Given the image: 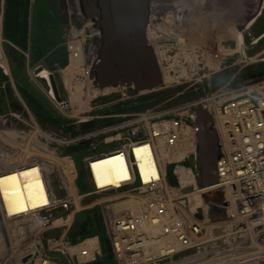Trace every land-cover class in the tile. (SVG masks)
Returning <instances> with one entry per match:
<instances>
[{"label": "built area", "instance_id": "1", "mask_svg": "<svg viewBox=\"0 0 264 264\" xmlns=\"http://www.w3.org/2000/svg\"><path fill=\"white\" fill-rule=\"evenodd\" d=\"M63 15V45L68 61L59 75L66 98L56 101L49 90L54 104L80 117L106 108V104L94 101L96 96H104L108 91L113 93L109 95L113 98H116L113 91L135 93L131 88L93 87L90 74L98 61L95 42L100 33L91 21L82 17L78 0H67ZM154 20L163 22L164 16L150 17L149 25ZM178 40L165 38L167 53L169 47L178 46ZM239 46L233 42L230 48L209 47L205 52L208 62L202 57L197 65H186L189 58H180L185 66L180 71L174 70L178 66H173L171 56V59L167 57L162 63L160 87L168 88L184 71L198 78L202 72L218 73L224 69L226 58H236ZM261 81L264 80L242 85L237 91L217 89L203 99L158 115L115 112L106 116L96 112L101 117H111L113 122L60 145L64 150L68 145L84 147L81 142L85 141L87 148L81 159L89 190L84 194L77 190L73 157L58 148L48 149L56 161V171H52V166H38L48 204L6 223L8 245L17 252L15 264H60L61 257L64 264H264V87ZM119 98H125V93ZM197 109L210 113L219 145L216 183L205 188L200 186L197 164ZM76 120L79 124L89 121ZM24 129L10 134L15 140L25 142L31 132L25 133ZM34 132L39 135L34 137L36 145L46 148L41 131L34 129ZM134 149H139L140 157L151 165L153 172L146 177L141 173ZM115 154L122 157L126 180L117 186L100 188L92 164ZM171 178L175 180V188L168 182ZM182 179L187 183L183 184ZM94 196L102 197L98 205L109 244L107 253L103 252L98 236L76 243L69 239L75 216L97 202L85 205L81 200ZM52 232L58 235L47 236ZM0 241H3L1 237Z\"/></svg>", "mask_w": 264, "mask_h": 264}, {"label": "rangeland", "instance_id": "2", "mask_svg": "<svg viewBox=\"0 0 264 264\" xmlns=\"http://www.w3.org/2000/svg\"><path fill=\"white\" fill-rule=\"evenodd\" d=\"M156 1H160V3L157 4V7L159 8H150V17L152 18L157 15H166V19L160 23L154 21L150 22L148 35H150V31L152 27H154V24L157 23L160 24L163 28H167V33L169 34L171 33V31H178V36H176V38H180V41H178L180 42V44L176 47H169L170 49L168 50V53L166 52V49L168 47L165 46L167 45L165 43V38L161 40L159 39L158 42H156V46H154V48L161 71L163 68L162 63L164 62V60H167V57L170 56L174 60L173 66H178L174 69L175 71L182 70L180 69V67H183L182 65L184 62L180 58H189L190 61H188L186 65L191 63H196L197 65V63H201V61L203 60L202 57H204V59L208 62L209 59H207L208 57L206 58L205 55L207 48H216L218 45H223L225 48H230V46L233 47V42L235 43L237 37L241 36L243 45L239 46V54H237L236 58L233 60L231 57L226 58V64L222 67L224 69H222L218 73L216 72L217 74L211 73L210 75H204L198 78L194 77L192 73L190 74L187 73L188 71H184V73H182V76L175 80V83H173L172 85L166 84L169 85L168 88H165V86L162 85V87L156 89L154 92H144L138 95L131 92L130 90L121 91V93H125V98H119L121 93L113 91L116 95V98H113L109 96L113 95V93L109 94L110 91H108L104 96L94 97V101H96V103H104L107 105L106 108L101 111L100 109H98L96 111L93 110L90 112H86L85 116L80 117L76 116V114H73L71 110L62 111L61 109H59V107L56 106L53 100L49 97V87L47 81L39 77L42 69L40 70V68L37 69L36 67L27 66L25 67V75L33 85V88L36 89L38 93L37 95L42 100L47 99V101L52 104V107L54 106L57 115L61 116V118L68 124L66 126L71 125L70 127L72 128L71 130L62 129L60 131H54L46 129L44 130L42 126L37 122L36 118L29 111L28 107L21 99L20 93L16 89L14 80L11 75L10 63L9 61L8 63L6 62L8 60L7 57H5L6 55L0 51V56L4 61V64L0 66V69L5 74V76L9 78V86L12 92L13 99L11 102L15 101L17 105H19L18 107L21 109L19 113L10 111L6 113L7 115H0V140L4 143L7 142L9 146L17 150L15 152L18 153V157H20L21 154H24V147L28 143H30L31 147H33L35 151L25 154V161L23 159H21L20 161L17 160L18 163L23 162L27 165H37L40 167L43 165L42 168H45L46 166H52V171L55 172V166H57V164L55 159L52 160V156L48 154V149L51 150L53 148H58L62 153H64L66 149H69L71 147H82L76 145H68L64 150V147H60V145H62V143L64 142H69L75 137L81 136V134L83 133H88L94 129H97V127L113 122L111 117L106 116H112L109 114H115V112L121 113V111L117 110L123 109L124 106L128 103L136 104L143 97H147L155 92L159 93L165 90L172 91V94L168 98L166 97L162 101H159L151 106H147L146 108L139 111L128 113L125 112L126 114L135 113L150 116L158 115L162 114L164 111L170 110L173 107L203 99L206 95L212 93L217 89L223 88L237 91V89L242 85H248L250 79L253 77L252 75H257V73L261 71L264 72V5L260 9L258 16L250 24L243 28V30L241 31V35L239 34V27L245 23L247 18L255 14L257 9H259V0H203L201 3L202 6L197 7V9H195V7L190 8L191 5H189L188 3L190 1L194 3L195 0H184V3H187L186 5H188L189 7L186 6L184 13L181 15L176 14V10H178L177 7L171 8V0ZM65 2H67V0H57L59 10L63 8ZM200 2L201 0H199V3ZM167 6H169V8L165 9V7ZM171 15L175 16V20H172ZM168 44H171V42ZM234 60L236 61L234 62ZM177 61L179 63H177L176 65L175 62ZM183 69H185V66L183 67ZM250 69L251 72L248 73L246 70ZM263 72H261L260 75H262ZM223 73L227 75V80L220 86L214 85L213 81ZM58 74L54 73L53 76L56 82L59 81L60 83L62 98H66V93L63 90V86L61 84L62 80L60 75V79H58ZM96 112L101 115L105 114L106 116L101 117L99 116V114H96ZM15 116L20 121L15 119ZM77 118L82 121L89 119V121L87 123L79 124L76 122ZM90 121L94 122L96 125L86 132L77 131V129L75 128H81L82 125L88 124L90 123ZM16 124L22 125V127H18ZM19 129H24L25 131L23 132L25 133H27V131L31 132L29 134L30 137L28 136L29 139L28 137L25 138V146H23L18 139L15 140L14 137L10 134L11 131L15 130L22 132V130ZM34 129H39L41 131V138L43 142H45L43 143V145L45 144L46 148L44 146H40V144L36 145L35 139L32 143L30 142V140L33 138V134L34 137H39L38 133L34 132ZM81 143L84 145V147L79 149L78 154L80 159L83 155H85V151H80L87 148L85 141ZM27 155L32 156L27 157ZM9 160L11 161L9 163V166L15 165L16 162L13 160V158ZM48 162H50L51 164H48ZM78 163L83 169V178L82 181H79L78 172L77 186L78 188L80 187L82 189V192L84 193L86 190H89L88 183L86 182L88 175L85 168L82 166L81 161H79ZM1 168H5V166L0 165V170ZM54 184L56 185L55 188H57V182L54 181ZM101 200V196L83 198L81 200L82 204L89 205L90 203L97 201L95 203L96 206L83 209L79 213L93 208H97L101 212V209L98 205ZM54 235H58L57 232L47 234V236ZM52 256L54 257V255ZM61 260L64 259L61 257Z\"/></svg>", "mask_w": 264, "mask_h": 264}, {"label": "water", "instance_id": "3", "mask_svg": "<svg viewBox=\"0 0 264 264\" xmlns=\"http://www.w3.org/2000/svg\"><path fill=\"white\" fill-rule=\"evenodd\" d=\"M152 0H78L82 16L100 32L98 61L90 78L99 90L133 87L135 92H150L162 83L154 49L147 38ZM259 9L239 27L240 31L259 14ZM49 83L60 101L53 75ZM197 164L202 188L216 183L215 164L219 148L209 115L197 109ZM208 198V197H207Z\"/></svg>", "mask_w": 264, "mask_h": 264}, {"label": "trees", "instance_id": "4", "mask_svg": "<svg viewBox=\"0 0 264 264\" xmlns=\"http://www.w3.org/2000/svg\"><path fill=\"white\" fill-rule=\"evenodd\" d=\"M37 8V6H36ZM29 0H5L4 10V38L9 39L13 44H16L19 49L6 47L5 55L10 63L11 75L14 80L17 91L20 93L21 99L32 115L36 118L37 122L45 130L60 131L62 129L71 130L61 116H58L54 106L50 104L47 99L42 100L37 94L35 88L25 75V67H40L47 69L51 72L56 69L65 68L67 65V52L63 47L62 38V25L59 19V8L57 0H47V34L45 46L37 45L29 48L27 46V19H28ZM28 54V57L25 55ZM248 73L250 70H246ZM263 72V71H261ZM258 72L257 75H260ZM264 74V72H263ZM213 83L220 86L227 80L225 73L220 74ZM252 75V76H257ZM253 78V77H252ZM172 91L165 90L162 92H155L147 97H143L136 104L128 103L123 109L117 110L121 113L139 111L147 106H151L164 98H168ZM12 92L9 86V78L0 69V115H7L8 112L19 113L21 109L15 101L11 102ZM14 124V122H13ZM18 127L22 125L16 124ZM96 124L90 122L80 127H75L77 131L86 132L93 128ZM74 129V128H73ZM75 129V130H76ZM83 147H71L66 149L64 153L73 156L79 172V181L83 178V169L78 163L79 149ZM78 161V162H77ZM170 184H173L171 179H168ZM79 191L82 189L79 187ZM98 236L102 249L105 253L109 250V245L105 235L101 212L97 208L83 211L76 215L74 224L69 233V239L72 243L77 242L79 239ZM96 264H99L96 263Z\"/></svg>", "mask_w": 264, "mask_h": 264}, {"label": "bare ground", "instance_id": "5", "mask_svg": "<svg viewBox=\"0 0 264 264\" xmlns=\"http://www.w3.org/2000/svg\"><path fill=\"white\" fill-rule=\"evenodd\" d=\"M202 1L203 0H201V2L199 3V0H195L194 3H192L191 1L188 3L189 5H191L190 8L195 7V9H197V7L202 6L201 4ZM158 3H160V1L152 0L151 8L152 7L154 9L159 8L157 7ZM186 4L187 3H184V0H171V8L172 7L178 8V10H176L177 15L183 14L184 10L186 9V6L189 7ZM167 8H169V6L165 7V9ZM165 19L166 17H164V20ZM173 19L175 20L174 15L172 16V20ZM154 21L156 22V20ZM151 31H150V35H148V29H147V38L154 50H155L154 46H156V42H158L159 39L162 38L172 39L178 36L177 33L178 31L169 30L171 31V33L169 34L167 33V28H163L160 24L157 23L154 24V27H152ZM239 34L241 35V31ZM176 39H179L178 41H180L179 37ZM236 41L237 44L242 46L241 36H238ZM95 44L98 55V50L100 47V38L96 40ZM179 44L180 42H178V45ZM3 62L4 61L0 56V66L4 64ZM201 75H205V74L202 72L200 73V76ZM39 77L41 79L48 80V73L46 71H42L39 74ZM260 80H264V74L253 76V78L250 79L249 83L250 84L255 83ZM260 84L264 87V81H261ZM204 111L209 115L212 124V118L210 113L207 112L206 110ZM33 140H34V135L33 138L30 140V142L32 143ZM217 142H218V137H217ZM21 144L25 146L23 141L21 142ZM24 149H25L23 150L24 154L23 155L21 154L20 157H18V153L15 152L17 150L9 146L7 142L4 143L1 142L0 140V165L5 166V168H1L0 170V237L1 239H3V241H0V250L2 251V255H3V259L0 261V264H15V257L17 254L16 251L11 249V247L8 245L7 242L8 241L7 228H6L7 220L18 216L27 215L28 213L32 211H37L38 209L45 207L48 204L46 187L43 181V176L40 168L37 165H27L24 164L23 162H19V163L17 162V160L20 161L21 159L25 161L24 159L25 154L29 152H35L33 147H31L30 143H28L24 147ZM134 153L139 162V167L142 175L146 177L151 172H153L151 171V165L148 163V161L140 157L141 151L139 149H134ZM30 156L32 155H27V157ZM12 158L16 163L14 162L15 165L9 166V163L11 162L9 159ZM92 165H93L92 169L94 172L97 185L100 188L106 186H117L118 184L126 180L127 173H126L125 165L123 163L122 157H120L117 154L98 159L94 161ZM171 180L173 181V184L170 185L173 188H175L174 178H171ZM182 182H184L183 184H185L187 183V180L182 179ZM179 190L181 191V193L184 192L182 188H180ZM196 209L197 207H193V210ZM61 263L64 264L65 260L60 259V264Z\"/></svg>", "mask_w": 264, "mask_h": 264}, {"label": "crops", "instance_id": "6", "mask_svg": "<svg viewBox=\"0 0 264 264\" xmlns=\"http://www.w3.org/2000/svg\"><path fill=\"white\" fill-rule=\"evenodd\" d=\"M37 6V8H36ZM4 10L5 0H0V51L5 54V48L11 47L19 49L9 39L4 38ZM47 0H29L28 19H27V46H45L47 34ZM59 19L63 27V17L59 10ZM62 33V30H61ZM4 49V50H3ZM28 57V54H25ZM6 57V56H5ZM8 63V60L6 61ZM39 63L37 65H40ZM37 65H35L37 67Z\"/></svg>", "mask_w": 264, "mask_h": 264}, {"label": "flooded vegetation", "instance_id": "7", "mask_svg": "<svg viewBox=\"0 0 264 264\" xmlns=\"http://www.w3.org/2000/svg\"><path fill=\"white\" fill-rule=\"evenodd\" d=\"M260 1V0H259Z\"/></svg>", "mask_w": 264, "mask_h": 264}]
</instances>
